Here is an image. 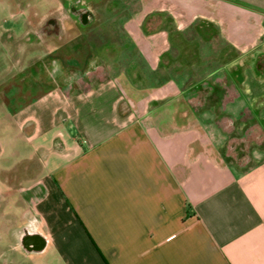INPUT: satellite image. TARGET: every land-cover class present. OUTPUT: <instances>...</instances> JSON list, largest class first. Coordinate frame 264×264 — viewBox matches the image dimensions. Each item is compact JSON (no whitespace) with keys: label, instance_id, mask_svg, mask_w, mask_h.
Wrapping results in <instances>:
<instances>
[{"label":"crops","instance_id":"1","mask_svg":"<svg viewBox=\"0 0 264 264\" xmlns=\"http://www.w3.org/2000/svg\"><path fill=\"white\" fill-rule=\"evenodd\" d=\"M128 2L99 27L121 21L128 63L123 49L104 59L91 33L26 53L23 68L53 54L75 70L99 62L103 79L47 89L6 74L18 83L0 90V168L42 163L23 194L43 236L27 260L264 264V0ZM220 76L236 92L222 107L189 98Z\"/></svg>","mask_w":264,"mask_h":264},{"label":"flooded vegetation","instance_id":"2","mask_svg":"<svg viewBox=\"0 0 264 264\" xmlns=\"http://www.w3.org/2000/svg\"><path fill=\"white\" fill-rule=\"evenodd\" d=\"M8 1L12 16H19L23 4L27 11L23 19V31L17 39L19 46L17 56L12 59L10 66V71L22 75L25 83H33L34 87L43 85L47 89L58 82L64 83L68 88L77 85L87 87L95 79L104 76L103 67H100L99 62L96 66L91 60L86 69L75 70L71 65L67 68L62 67L58 57L53 54H48L44 58L29 59L23 68L26 53L44 48L47 43L71 44L78 35L84 37L85 34L91 33L98 46V38L93 37L101 23L99 9L101 5L97 4L98 0H47L53 6L48 5L45 10L37 4H28L27 0ZM97 54L99 55L98 51ZM257 69L264 72V60L257 63ZM235 81L236 85H243V76L238 74ZM1 151L0 146V153ZM41 167L39 158L34 157L31 162L21 163L16 168H0V224L3 227V230H0V264H26L28 251H36L43 242L38 218L27 215L25 197L23 198L27 182L37 179ZM15 198L17 201L12 203ZM10 205H14L20 211L18 225L14 227L11 226L12 216L5 214L6 208ZM18 256L26 258V263L24 260L20 261Z\"/></svg>","mask_w":264,"mask_h":264},{"label":"rangeland","instance_id":"3","mask_svg":"<svg viewBox=\"0 0 264 264\" xmlns=\"http://www.w3.org/2000/svg\"><path fill=\"white\" fill-rule=\"evenodd\" d=\"M28 4H37L38 6H42L41 9L44 10L48 5H51L49 2H47V0H27ZM129 3L128 0H98V5H101V9L100 11L104 10L106 7L113 9V7L115 5H123V4H127ZM53 6V5H51ZM24 4H23V10H24ZM18 9H20L18 7ZM20 11V10H19ZM103 15L105 16V14L103 13ZM105 20V19H104ZM22 21V18L20 16L18 17H14L11 15L9 9H7V7H5V9L3 8L2 4L0 3V90H4V88H9V86L11 85H16L18 82L13 81L11 82L10 79H8L6 77V74L11 75L12 72L10 71L11 68V64H12V59H14L17 56V52H18V43H17V39L20 37L21 32L23 31V22L20 23ZM102 28H97L93 34V37L98 38V46L97 49H102V54L104 55L103 58L107 59L109 57L115 59V55L116 52H118L120 55V58H122L123 53H122V49L124 51V59L125 62L128 63V59H130V55L133 53L132 47L130 45H127V32L125 31V27L123 28L121 25V21H117V22H111L109 21V23L106 26H101ZM119 40L118 42H121V44H119L120 46H117L116 44L114 46H112V50L110 48V50L108 51L106 48V42L104 43V41H114L116 43V41ZM123 41V43H122ZM96 43V42H95ZM104 49V50H103ZM97 50L99 53L100 51ZM189 50H191V48H189ZM195 50L199 51V48L196 47ZM35 50H30L28 51V55L30 54H34ZM203 52L206 53L208 52V47L204 46L203 47ZM221 52H222V48H221ZM41 54V52L39 53V55ZM45 56V53H43ZM117 57V56H116ZM105 61V60H102ZM104 63H107V65L109 64V62L105 61ZM113 68H114V63L112 64ZM126 66V64H125ZM113 70V69H112ZM118 70V66L116 67L115 71ZM221 77V76H220ZM102 78L99 79H95L94 81H99ZM223 81H221V80ZM6 83H5V81ZM219 80L221 82H217V84H214V87L217 88V91L215 90L213 93L211 92H206L207 90V86H205L204 88L206 90H204L201 94L197 95L195 93H191L189 95V98L192 99L193 101H199V100H205L206 103L211 101L212 96V103H216V101L220 104H218V107H222V103L225 102L226 100H230L233 99L234 94H236V92H232V94H229V88L227 89V85H226V80L224 77L219 78ZM218 81L217 79L214 80L213 82ZM199 88V87H198ZM202 86H200V89H204ZM194 96L197 97V99H193ZM228 96V97H227ZM3 100V98H2ZM239 101V100H238ZM7 105L9 104V101L7 100ZM240 103H234V104H230L227 107V111L229 113H232L233 115L238 117V113H239V105ZM201 107V103L199 104L198 108L200 109ZM218 111L221 112V109L218 108ZM245 116L243 115L242 118L244 117H248V115H246V112L244 113ZM237 133H241V130H238ZM241 145V146H240ZM240 145H238L236 143L235 145V149L237 148V150L240 148L241 150L243 149V142L240 143ZM23 149V148H22ZM239 149V150H240ZM242 152V151H240ZM239 152V153H240ZM240 155H242V153H240ZM242 159V157H241ZM13 201H17V198H15ZM5 214H9L10 216H12V221H11V226H17L18 225V218L20 217V211L18 210V208H16L14 205H10L6 208V212ZM0 230H3V227L0 224ZM7 230V229H5ZM1 235V233H0ZM18 259L20 261L24 260V263L29 262V260H27L26 258V262L25 259L21 256H18ZM32 261H30L29 263L26 264H31Z\"/></svg>","mask_w":264,"mask_h":264},{"label":"trees","instance_id":"4","mask_svg":"<svg viewBox=\"0 0 264 264\" xmlns=\"http://www.w3.org/2000/svg\"><path fill=\"white\" fill-rule=\"evenodd\" d=\"M216 91H217V89H215ZM242 157V156H241ZM241 157H240V159H241Z\"/></svg>","mask_w":264,"mask_h":264}]
</instances>
